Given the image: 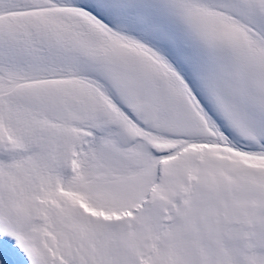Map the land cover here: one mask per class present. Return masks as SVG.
Wrapping results in <instances>:
<instances>
[{
    "label": "rangeland",
    "instance_id": "obj_1",
    "mask_svg": "<svg viewBox=\"0 0 264 264\" xmlns=\"http://www.w3.org/2000/svg\"><path fill=\"white\" fill-rule=\"evenodd\" d=\"M0 264H264V0H0Z\"/></svg>",
    "mask_w": 264,
    "mask_h": 264
}]
</instances>
